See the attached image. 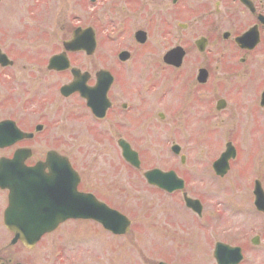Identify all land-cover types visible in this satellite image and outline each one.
Wrapping results in <instances>:
<instances>
[{"label": "flooded vegetation", "instance_id": "1", "mask_svg": "<svg viewBox=\"0 0 264 264\" xmlns=\"http://www.w3.org/2000/svg\"><path fill=\"white\" fill-rule=\"evenodd\" d=\"M104 1L86 0L92 2L91 6L104 5ZM122 1L119 10L115 9L118 4L110 2L107 6L110 12L120 13L118 26H102L100 32L93 23L69 28L68 19L58 35L57 23L42 20L38 37L49 40L52 48L47 53L45 50L42 58L41 54L31 62L20 63L18 59L28 56L0 45L3 177L13 179L20 169L18 184L22 197L33 198L39 213H48L55 199L68 192V165L59 160L58 155L69 162V148L61 147L57 141L63 142L64 136L70 134V115L89 118L97 128L92 127L91 132L115 134L120 155L121 142H126L139 160V166L131 167L134 170L143 168V155L153 147L154 134H165L163 148L178 157V166L166 169L152 166L144 170L174 171L178 180L166 179L163 184L174 188L178 182L182 184L180 188L168 191L154 184L150 186L176 198L178 206L183 204L196 218L172 212L173 221L165 222L166 235L149 242L162 257L150 264H264V188L261 183L264 173L259 170L261 180L259 176L252 179V195H247L246 200L247 205L251 199L250 207H254L257 218L260 217L262 234L251 227L252 236L248 238V230L242 228L239 234L243 240L212 243L207 242L208 232L198 235L194 232L192 224L198 223L200 228L209 226L201 227L200 222L205 219V215L202 219L205 205L200 197L188 195L189 180L181 168L187 160L185 140L191 141V137L184 134H198V143L201 137L204 143L210 135L231 134L224 148L206 165V174L215 181H228L231 175L241 178L247 170L246 162L250 169L257 170L258 157L263 161L264 150L259 153L262 148L257 146L264 142L263 138H258V134H264V0ZM78 30H81V42H89L92 35L96 44L101 38L103 43L111 41L120 48L114 52L113 61L109 60L112 67L83 68L71 62L73 54L89 57L95 52L63 49L64 42ZM74 68L84 74L85 82L82 87L71 89L69 83L81 84L74 76ZM69 101L82 109L75 114L71 109L69 113ZM250 134L255 136L253 140ZM249 140L251 154L243 161L239 141L245 146ZM194 151L188 150L187 155ZM225 151L228 159L224 173L220 174L216 170L221 166L215 163ZM237 165L240 166L235 168ZM88 186L79 173L77 190L98 199L97 192ZM260 191L263 196L259 195ZM9 192V188L0 187V233L7 234L8 240L0 244V264H41L40 242L59 225L32 246L13 240L14 234L4 222ZM227 201L241 209L246 206L241 200ZM24 208V211L11 212L12 217L37 213L29 205L24 204ZM111 221L114 222L108 219L107 223ZM12 249L14 251L10 252Z\"/></svg>", "mask_w": 264, "mask_h": 264}, {"label": "rangeland", "instance_id": "2", "mask_svg": "<svg viewBox=\"0 0 264 264\" xmlns=\"http://www.w3.org/2000/svg\"><path fill=\"white\" fill-rule=\"evenodd\" d=\"M110 2L118 4L115 7L118 10L123 5L122 0H105L104 5L101 6L99 3L91 6L86 0H69V6L67 0H1L0 45L10 51H21L28 56V58L18 59L20 63L31 62L33 58L36 59L41 54L42 58L45 50L47 53V50L50 51L52 48L49 40L38 37L40 32L38 25L42 20H48L47 23L53 20L57 23L58 35L62 32L61 26L67 24L68 19L69 28L70 25L74 27L77 24L93 23L96 31L100 32L102 26L117 27L116 21L121 19L120 13L110 12L107 8ZM40 4L43 5L38 8ZM59 41L57 39V42ZM57 45L60 47V43ZM116 46L111 41L103 43L100 38L97 40L93 55L86 57L84 54H73L71 62L81 67L84 66L83 68L87 66L96 69L101 66L110 68L113 64L109 60L113 61L114 52L120 49ZM72 103L69 101V113L71 109L74 114L78 113L82 108ZM92 127L97 129L89 118L84 119V116H81L78 119L70 115V134L64 136L63 142L59 140L57 142L61 147L69 148V160L73 167L83 174L84 183L89 184L88 188L97 192L98 199L125 214L131 221L130 228L126 233L114 236L97 222L67 220L61 223L57 230L45 235L41 240L38 248L41 264H150L162 257H160V251L151 247L149 242L154 239L156 242L157 236L160 239L161 236L166 235L167 224L165 222L173 221L172 212L179 213L183 217L194 215L188 212L183 204L178 206L173 196L159 192L148 185L142 177V172L145 168L152 166L166 169L177 165L178 157H174L166 148H163L165 134H154L153 147L149 153L143 155V158L145 157L143 168L134 170L121 158L115 144V134H96L91 132ZM230 135L213 134L204 143L201 137L198 143V134H184L186 137H191L190 142L185 140L187 160L186 164L181 166L184 175L189 180L187 192L188 195L197 196L203 200L205 206L202 219L204 215L205 219L200 221L201 227L209 226L200 228L198 223L192 225L196 235L200 232H208L207 242L212 243L216 240L237 243L243 240L242 235L239 234L242 228L248 230L246 235L248 238L252 236V228H255L256 233L262 234L259 230L260 217L257 218L255 208L250 207L251 199L250 202L247 201V205L246 200L247 195H252V179L257 176L260 179V171H262L261 174L264 173V153H262L263 161H260L258 157L255 163L257 170L250 169L249 162H246L247 170L241 178L231 175L228 181H215L214 178H210L209 174H206V165L224 148L225 141L231 137ZM250 135L253 140L255 136ZM258 138L264 140V134H258ZM251 140L245 146L239 141L243 161L251 154V150L248 149ZM258 147L262 148L260 151L258 149L259 153L263 152L264 142ZM188 150L195 151L187 155ZM261 178L264 188V177ZM228 199L241 200L246 206L241 209V207L234 206V203H228ZM234 211H239L243 215H234L231 213ZM190 233L191 230H189V236ZM6 235L0 233V244L8 242ZM13 251L12 249L10 252ZM172 258L174 257L171 254Z\"/></svg>", "mask_w": 264, "mask_h": 264}, {"label": "water", "instance_id": "3", "mask_svg": "<svg viewBox=\"0 0 264 264\" xmlns=\"http://www.w3.org/2000/svg\"><path fill=\"white\" fill-rule=\"evenodd\" d=\"M86 31L89 32L90 34H93L90 30H86ZM80 35H81V30L76 31L75 32L74 39H72L68 43H65V47H67L68 49H71V50L83 49V50H86L87 52L93 51L94 46H95V42H94V39H93L92 35L90 37L91 40L89 42H81L80 40L82 39V37ZM226 163H227V154L226 153H223L222 156H221V158H219V160L215 163V164H218V165L221 166V168L220 169H217V171L220 172V173H223L224 170H225V167H226ZM146 175L148 176L149 174L147 173ZM72 176H73V179H75V180L77 179V177L75 176L73 170H71V167L69 166V180L71 179ZM75 183L76 182L74 181V184L73 185H75ZM76 199L77 200L78 199L80 200V198L77 197V196L75 197V200ZM12 200L14 202V197L12 198ZM73 201L74 200L72 198V195L69 192V199H68L67 202L66 201L64 202L65 204H67L68 207L65 208V209H63V207L65 206V204L60 201V202H58V207L56 206V207H53V208H48L47 210H49L50 213L52 212V215L50 217H44V216H42V219H45V220H48V221H42V223H40L39 220L35 219L34 217H31L32 224L34 226L37 225L36 226L37 227V233L35 234V237L37 238L44 231H47V230L52 229L57 224V222L63 220L67 216L70 217V216L84 215L87 210H85L83 207H72L71 203ZM18 202H19V200H18ZM12 207L14 208L13 205H12ZM63 211H64V215H62L63 214ZM67 212H68V214H67V216H65ZM58 213H62V214H58ZM57 214H58V216H57ZM115 217L117 218V215L116 214H115ZM12 230H13V232H14V234H15V236L17 238H19L23 242H25V240H24V238L26 236L25 233H23L19 229H15V228H12Z\"/></svg>", "mask_w": 264, "mask_h": 264}]
</instances>
